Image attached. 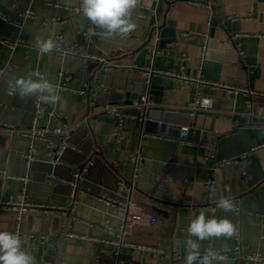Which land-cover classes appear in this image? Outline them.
I'll return each mask as SVG.
<instances>
[{
  "label": "crops",
  "instance_id": "0c3cea01",
  "mask_svg": "<svg viewBox=\"0 0 264 264\" xmlns=\"http://www.w3.org/2000/svg\"><path fill=\"white\" fill-rule=\"evenodd\" d=\"M131 19L137 27L125 38L91 34L86 40L91 24L81 13L80 0H0V121L31 126L34 100L11 95L9 82L39 71L59 86L60 100L46 104L38 124L55 127L62 120L74 126L61 158L48 140L37 139L30 163L25 156L30 139L20 132L0 133V199L14 200L27 187L31 203H45L30 194V185L43 177L48 163H58L57 175L48 174L45 181L60 187L47 201L57 209L70 208L69 216L58 210L49 218L31 214L22 219L18 235L23 249L35 264H183L186 229L203 211L228 218L236 233L200 242L201 253L212 248L226 257V264H264V259L249 258L264 256V0H138ZM185 33L194 36L185 38ZM58 35L89 57L57 50L41 55L37 40L51 38L59 46ZM97 57L109 59L113 68H102ZM146 67L184 72L192 80L164 74L147 80L142 73ZM61 72L71 75L64 85ZM214 83L255 94L230 92ZM146 86L151 105L156 100L192 109L200 94L214 106L195 110L191 125L182 124L199 129L196 136L182 139L168 128L148 131L137 114L127 112L117 139L119 118L105 107H133L126 101ZM85 122L87 127L79 128ZM84 156L100 161L92 172L96 182L75 190ZM224 158L229 162L213 170L216 160ZM210 172L215 180L211 196L205 185ZM116 189L119 197L110 194ZM133 197L141 202L143 219L123 234L127 210L120 204ZM221 198L232 200L233 211L217 208ZM152 215L158 218L154 227ZM16 223L15 209L0 208V231L15 233Z\"/></svg>",
  "mask_w": 264,
  "mask_h": 264
},
{
  "label": "clouds",
  "instance_id": "9594fccd",
  "mask_svg": "<svg viewBox=\"0 0 264 264\" xmlns=\"http://www.w3.org/2000/svg\"><path fill=\"white\" fill-rule=\"evenodd\" d=\"M137 4L138 0H80V10L90 21L89 34L104 39L117 36L125 38L136 30L137 25L131 17ZM36 47L43 55L52 53L58 45L49 38L37 40ZM9 83L10 94L18 96L20 100L33 99L34 102L48 105H54L60 100L59 86L38 72L14 77ZM204 103L211 105V101L206 100ZM216 206L224 212L233 211L235 207L230 198L219 199ZM186 231L189 238L185 241L183 264H226V257L212 248L201 253L200 242L210 238L233 237L236 228L228 218L208 217L201 211L189 222ZM0 264H35V257L23 249L19 235L0 231Z\"/></svg>",
  "mask_w": 264,
  "mask_h": 264
},
{
  "label": "built area",
  "instance_id": "2783aa9c",
  "mask_svg": "<svg viewBox=\"0 0 264 264\" xmlns=\"http://www.w3.org/2000/svg\"><path fill=\"white\" fill-rule=\"evenodd\" d=\"M56 5H58V4H56ZM27 14L31 15V13H29V12ZM90 36H91V34L88 33V29H87L84 32V38L86 40H88V39H90ZM192 36H194V33H185L184 34L185 38H191ZM57 38L61 43L57 47V49H56L57 51L65 54V55H72L74 57H87V58L89 57L88 54L86 52L82 51L81 48L76 43L64 44L63 43V40H64L63 35H58ZM205 48H206V45L204 46V49ZM240 54H241V57L243 58V52L242 51H240ZM96 61L104 69L109 70V69L113 68V64L111 63V61L105 57H97ZM37 72L44 76L43 73H41L39 71H37ZM142 73H143V76L145 77V79H147V80H150L152 78V76L157 75V74H164V75H167L170 77L179 78V79H183V80H192V77L186 75V73H184V72L176 73L173 71H163V70L156 69L154 67H146L142 70ZM59 77L61 78V80H63V83H62L63 85L66 84L71 79V75L65 74L63 72L59 73ZM199 82L203 83L204 81H199ZM204 83L206 84L208 82H204ZM212 85L215 87L224 88L230 92H235V93L246 92V93H249L251 95L255 94L254 91H251L250 89L244 88V87H239V86L237 87V86H232V85H220L218 83H214ZM81 93L85 94L87 92L81 91ZM206 100L211 101L210 106H208L204 103V101H206ZM34 104H35V108H36V113H35L33 123L31 124L30 127L22 129V128L16 127L13 124L0 121V133H2V132H20L30 139V152L25 155L27 157L29 163L34 160V157L32 155V151L34 150V142L37 139L48 140L49 143L51 144V146L53 147V149H55V153H57V155L60 156L63 152V148L65 147L64 141L69 138L70 132L74 128L73 125H71L70 123H67L65 121H62V120H60L59 124L55 127L40 126L38 124V119L40 117L41 112L47 108V105L44 103H38V102H34ZM213 106H214V103H213V100L211 98L200 95V94H197L191 103V108L193 109V111L198 110V109L199 110H212ZM49 108H50V113L52 115L58 116L57 111L53 107H49ZM105 110L108 113L117 115L119 118V123H118L117 128L114 132L115 137L118 139L119 128H120L121 122L123 120V115L126 114L127 111L122 109V107L114 106V105L106 106ZM258 113H262V109H258ZM187 131H188V126L182 125L181 126V137H182V139L185 138ZM261 147H264V144L261 145ZM138 154H139V151H137L133 155V161L135 163L137 162ZM214 156L215 155H212V157H214ZM228 162H229V160H227L225 158L216 160L213 170L216 167L222 166ZM24 179L28 180V177H24ZM214 182H215L214 173L210 172L208 178L205 181V185H206L209 196H211V194H212V188L214 186ZM27 192H28V188L24 187L23 190L21 191V193H19L18 196L16 197V199H14V200L0 199V208L11 207V208L15 209V211H16L17 223H16L15 234H17V235L20 233L23 214L26 211L33 210V211H36L38 213L49 214V213L57 210V208L54 205L43 204V203L42 204L31 203L28 200V195H27L28 193ZM105 200L107 203H116L115 200L110 199V198H105ZM140 204H141V202L139 200H132V199L126 201V203L120 204L122 207H124L127 210V219H126L125 225L123 227V234L127 233L128 231L133 230L134 228H136L138 222H140L143 219V214L139 210ZM211 209L213 212L216 210L215 207H212ZM157 223H158V218L156 216L152 215L149 217V224L152 227L156 226ZM107 230H109V229H107ZM249 258L253 259V260H263L264 256H262L260 254H254V255H249Z\"/></svg>",
  "mask_w": 264,
  "mask_h": 264
},
{
  "label": "water",
  "instance_id": "95a60500",
  "mask_svg": "<svg viewBox=\"0 0 264 264\" xmlns=\"http://www.w3.org/2000/svg\"><path fill=\"white\" fill-rule=\"evenodd\" d=\"M147 88H143L141 92L139 93H133L130 95L131 102L126 101V104H133V107H129L125 109L127 112H132L134 114H137L139 118L141 119L142 126L151 132H158L162 131L164 132L167 128L169 132L173 135H178L181 133V126L182 124H189L192 123V113L194 112L192 109L189 108H177V107H169L162 104L161 101H156V104H149L150 101H152L153 97L147 94ZM126 97H129V94L126 93ZM34 110L36 111L35 104H34ZM161 120L159 123L158 121ZM167 121H171L173 123H167ZM88 125V122L82 123L79 128H86ZM199 129H195L194 127H190L187 131L188 136H191L195 133V136L198 134ZM195 136L193 138H195ZM203 140H206V132H203ZM100 154V152H99ZM62 155V154H61ZM60 155V156H61ZM59 156V158H61ZM93 157V156H92ZM92 157L87 158L84 156V159L79 161V165L77 167V182L75 183V190L81 187H87L90 184H94L95 179L93 178V168L95 167L96 163H100L99 159L96 157L92 159ZM94 160V161H93ZM49 167L45 171V174L42 178L39 180L34 179V181L31 183L30 187V194L36 193L37 196L44 198L45 203L43 204H49L48 199H50L52 194L57 191V189L60 187V185H52L50 183H46L45 179L47 176L54 174L57 175L56 168L60 166L58 163H48ZM49 174V175H48ZM73 179V175L71 180ZM96 182V181H95ZM117 189L114 191H111L110 194H115L114 196L119 197L116 195ZM36 196V195H35ZM133 199L135 200L136 197L133 198H127L126 200ZM153 211L166 214L167 212L163 209H160L158 207H153ZM58 210H66V209H57L49 214L44 213H37L36 211L28 210L23 214V219L27 218L29 215H35L39 219L41 218H49L53 215H57L56 212ZM67 216L70 215V208L66 210Z\"/></svg>",
  "mask_w": 264,
  "mask_h": 264
}]
</instances>
